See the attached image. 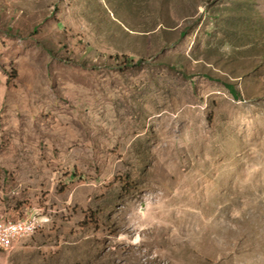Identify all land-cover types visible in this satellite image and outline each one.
<instances>
[{
	"label": "rangeland",
	"instance_id": "1",
	"mask_svg": "<svg viewBox=\"0 0 264 264\" xmlns=\"http://www.w3.org/2000/svg\"><path fill=\"white\" fill-rule=\"evenodd\" d=\"M30 212L0 264H264V0H0V215Z\"/></svg>",
	"mask_w": 264,
	"mask_h": 264
},
{
	"label": "built area",
	"instance_id": "2",
	"mask_svg": "<svg viewBox=\"0 0 264 264\" xmlns=\"http://www.w3.org/2000/svg\"><path fill=\"white\" fill-rule=\"evenodd\" d=\"M9 217L0 216V242H7L14 235H25L29 233V228L38 224L36 212H30L23 217H19L18 227H8Z\"/></svg>",
	"mask_w": 264,
	"mask_h": 264
},
{
	"label": "bare ground",
	"instance_id": "3",
	"mask_svg": "<svg viewBox=\"0 0 264 264\" xmlns=\"http://www.w3.org/2000/svg\"><path fill=\"white\" fill-rule=\"evenodd\" d=\"M7 226L8 227H18L19 226V218H10V219H7ZM37 227H38V224H36L34 226H31L29 228V233H32ZM21 236L22 235H14L7 242H5V243L0 242V248L7 249V248L12 247V245L14 244V242L18 238H20Z\"/></svg>",
	"mask_w": 264,
	"mask_h": 264
},
{
	"label": "trees",
	"instance_id": "4",
	"mask_svg": "<svg viewBox=\"0 0 264 264\" xmlns=\"http://www.w3.org/2000/svg\"><path fill=\"white\" fill-rule=\"evenodd\" d=\"M224 85L227 87L228 91L232 94V96H237L236 90L234 88V85L225 82Z\"/></svg>",
	"mask_w": 264,
	"mask_h": 264
},
{
	"label": "water",
	"instance_id": "5",
	"mask_svg": "<svg viewBox=\"0 0 264 264\" xmlns=\"http://www.w3.org/2000/svg\"><path fill=\"white\" fill-rule=\"evenodd\" d=\"M145 208H146V205L145 204H142L141 210H144Z\"/></svg>",
	"mask_w": 264,
	"mask_h": 264
}]
</instances>
